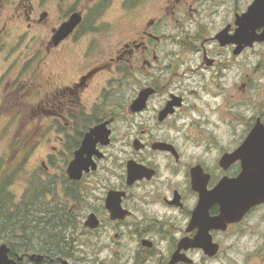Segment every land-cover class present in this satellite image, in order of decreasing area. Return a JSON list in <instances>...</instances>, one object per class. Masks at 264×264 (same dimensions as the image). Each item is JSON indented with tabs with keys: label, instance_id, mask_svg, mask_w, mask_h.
<instances>
[{
	"label": "flooded vegetation",
	"instance_id": "flooded-vegetation-1",
	"mask_svg": "<svg viewBox=\"0 0 264 264\" xmlns=\"http://www.w3.org/2000/svg\"><path fill=\"white\" fill-rule=\"evenodd\" d=\"M6 4L0 101L19 110L0 165L32 190L2 242L15 264H169L183 241L193 261L175 264H202L264 211L215 226L232 180L264 159V14L248 16L264 0ZM116 4L119 26L104 29ZM200 235L216 255L193 245Z\"/></svg>",
	"mask_w": 264,
	"mask_h": 264
},
{
	"label": "rangeland",
	"instance_id": "rangeland-1",
	"mask_svg": "<svg viewBox=\"0 0 264 264\" xmlns=\"http://www.w3.org/2000/svg\"><path fill=\"white\" fill-rule=\"evenodd\" d=\"M7 4L4 6L6 11H9L12 6V0H5ZM121 9L118 8L117 4L103 17L104 29L111 28L110 22L113 26H119L118 15ZM110 21V22H107ZM103 35V38H113L114 30H110ZM10 40V39H8ZM3 54L0 53V71L3 65ZM14 98V96H12ZM29 107L27 106L26 110ZM17 105L14 101L9 98L0 101V134L5 138L10 137L14 130V124L10 122V117L18 113ZM2 116V117H1ZM7 139H0V160H2L7 149ZM32 158L30 159L31 162ZM28 163L27 168L32 167V162ZM9 193L13 195L14 202L17 205L19 202L24 201L26 203L31 201V188L25 187L18 181L15 185L9 186ZM57 191V190H56ZM54 190V194L56 193ZM13 205V203H12ZM20 208V207H19ZM25 207H21V211ZM32 225L29 224L28 226ZM31 236L32 229H27ZM19 232V231H17ZM36 234V233H35ZM16 237V235H15ZM34 238V233H32ZM10 238V236H8ZM12 238V237H11ZM5 239H0V243ZM202 264H264V211H261L255 218H251L244 226L231 230L225 238L224 249L221 254L214 260L205 261Z\"/></svg>",
	"mask_w": 264,
	"mask_h": 264
},
{
	"label": "water",
	"instance_id": "water-1",
	"mask_svg": "<svg viewBox=\"0 0 264 264\" xmlns=\"http://www.w3.org/2000/svg\"><path fill=\"white\" fill-rule=\"evenodd\" d=\"M259 12L260 14H264V9H259L258 4L254 5L252 10L249 11L248 16H251V14H258ZM80 19L81 17L79 14H73L71 19L63 24L60 30V37L63 38L67 36L74 27L78 25ZM262 40H264V38H262ZM257 136L262 137V155L264 157V128L261 129L259 127L257 129ZM254 138L255 131L252 133L250 140ZM86 142H88V140ZM260 203H264V159L262 160V166L257 170H246L239 178L232 180L230 183L229 198L223 206L222 214L214 219L215 226L226 229L229 223L239 222L250 208ZM196 239L200 243L193 245L203 246L210 255H216L219 252V245L213 243L211 239L206 242L203 238L201 239V235ZM182 243L179 246L180 249L186 245V241H183ZM180 249L174 253L169 264H175L181 260L188 262L193 261L184 254H181ZM9 251L10 248L6 243H0V264H15V260L10 259L8 255ZM31 257L33 259L35 258L38 262H41L44 259V256L41 254H33ZM64 264L68 263L64 262Z\"/></svg>",
	"mask_w": 264,
	"mask_h": 264
},
{
	"label": "trees",
	"instance_id": "trees-1",
	"mask_svg": "<svg viewBox=\"0 0 264 264\" xmlns=\"http://www.w3.org/2000/svg\"><path fill=\"white\" fill-rule=\"evenodd\" d=\"M6 172V169L0 165V239L11 242V237L17 236V228L21 226L22 221L26 218L24 212L26 210L21 211L19 206L15 204L13 195L9 193V183L8 181L5 182V180H8L6 179ZM21 212L23 214L20 215Z\"/></svg>",
	"mask_w": 264,
	"mask_h": 264
}]
</instances>
